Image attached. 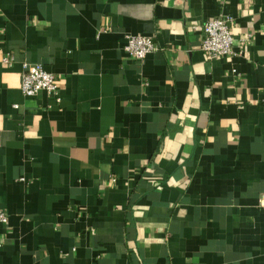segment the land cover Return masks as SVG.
<instances>
[{"label":"crops","instance_id":"0c3cea01","mask_svg":"<svg viewBox=\"0 0 264 264\" xmlns=\"http://www.w3.org/2000/svg\"><path fill=\"white\" fill-rule=\"evenodd\" d=\"M263 192L264 0H0V264H264Z\"/></svg>","mask_w":264,"mask_h":264},{"label":"built area","instance_id":"2783aa9c","mask_svg":"<svg viewBox=\"0 0 264 264\" xmlns=\"http://www.w3.org/2000/svg\"><path fill=\"white\" fill-rule=\"evenodd\" d=\"M232 21L233 16L229 13L205 21L203 25L205 34L201 41V48L208 58L213 59L238 53L231 29ZM126 38L125 50L138 59L144 58L157 48L153 37L149 34L128 32ZM21 89L26 95H35L40 91H46L57 101H61L62 98L57 75L45 68L41 62L24 61ZM261 203L264 204V192ZM0 221H7V214L3 210H0Z\"/></svg>","mask_w":264,"mask_h":264}]
</instances>
